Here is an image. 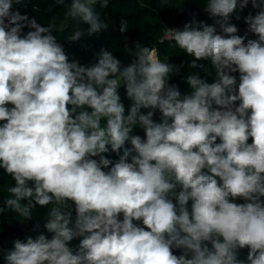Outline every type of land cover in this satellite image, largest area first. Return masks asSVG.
I'll list each match as a JSON object with an SVG mask.
<instances>
[{"label": "clouds", "instance_id": "clouds-1", "mask_svg": "<svg viewBox=\"0 0 264 264\" xmlns=\"http://www.w3.org/2000/svg\"><path fill=\"white\" fill-rule=\"evenodd\" d=\"M23 2L0 0V168L15 182L4 206L29 221L52 205L51 238L16 239L5 264H264V0H206L212 25L193 15L166 29L190 69L215 73L190 72L185 95L170 83L179 68L139 42L127 65L104 48L88 66L70 61L55 20L13 10ZM249 2L259 11L239 35L231 18ZM98 3L55 0L88 36L108 28Z\"/></svg>", "mask_w": 264, "mask_h": 264}, {"label": "trees", "instance_id": "trees-1", "mask_svg": "<svg viewBox=\"0 0 264 264\" xmlns=\"http://www.w3.org/2000/svg\"><path fill=\"white\" fill-rule=\"evenodd\" d=\"M158 0H106L107 7L101 8L99 4L105 3V0H99L96 5V10L100 13L101 19L108 23V28L99 34L87 35L88 25L78 21V30H82L84 35L77 41L69 40L70 27L65 23L67 7L56 5L55 0H24L22 4H14L13 10H18L21 14H27L29 18H35L37 23L42 26H47L50 21L55 20L56 30L53 35L57 37L58 43L62 44L69 60H76L79 64L88 66L95 62V54L104 48L113 53L115 57L121 60L123 65L132 62L134 57L128 53L129 49H133L136 43H141L149 48H155L159 58L163 61L165 56L169 57L168 62L176 65L179 68V73L174 75L170 83L178 86L182 95L189 94L191 89L185 82V77L190 73H199L200 77L208 83L214 81L213 69L210 61H198L197 63L205 64L206 73L201 68L190 69L189 64L192 57H188L186 53L180 50L173 41L164 40L165 26L181 25L190 21L193 15L199 21H204L209 25L214 23V19L204 12L206 0H185L179 12L175 15L166 7H158ZM259 9H254L249 2L248 6L237 12L240 14V19H236V13L232 15L231 23L237 25L239 35H244L247 30V24L244 22V17L250 13L255 15ZM128 21V29L121 33L119 30L121 20ZM29 29L23 30L26 33ZM220 32L217 26V33ZM248 38L255 39L252 33H248ZM164 40L163 43L160 41ZM127 48V49H126ZM183 62V63H182ZM237 76V83L238 74ZM121 102L125 106V114L131 105V101L126 96V91L123 87L119 89ZM146 111V110H145ZM157 111L155 119H159ZM106 121L102 120V124ZM138 127V126H137ZM133 135L144 137V132L141 129H136ZM251 143V139L249 140ZM129 146L130 145H126ZM122 155V151L120 153ZM107 158L115 163L119 159L116 153L105 154ZM98 159V158H97ZM14 180L0 168V250L6 252L13 247V241L16 239L24 240L27 236L35 237L39 232H43L49 238L51 234L47 233L43 228L46 222V212L48 208L37 206L33 212V219L23 221L17 214L4 206V200L10 195L7 191L8 187L14 185ZM241 203L240 201H236ZM39 224V228L36 225ZM35 229V230H34ZM79 238L73 240L70 246H77ZM174 254L179 255V250H173ZM248 249L239 250V258L246 261ZM0 264H5L2 256H0Z\"/></svg>", "mask_w": 264, "mask_h": 264}, {"label": "rangeland", "instance_id": "rangeland-1", "mask_svg": "<svg viewBox=\"0 0 264 264\" xmlns=\"http://www.w3.org/2000/svg\"><path fill=\"white\" fill-rule=\"evenodd\" d=\"M185 0H158V7H166L172 11L173 14H177L180 8L183 6ZM65 23L70 27L69 35L72 37L73 34L78 30V21L74 20L70 17H66ZM213 76L215 77V73L213 71ZM241 203L243 201H240ZM52 206V205H51Z\"/></svg>", "mask_w": 264, "mask_h": 264}, {"label": "built area", "instance_id": "built-area-1", "mask_svg": "<svg viewBox=\"0 0 264 264\" xmlns=\"http://www.w3.org/2000/svg\"><path fill=\"white\" fill-rule=\"evenodd\" d=\"M184 24H181V25H167L165 26V29L164 31L166 32V29L167 28H182ZM165 36V35H164Z\"/></svg>", "mask_w": 264, "mask_h": 264}]
</instances>
